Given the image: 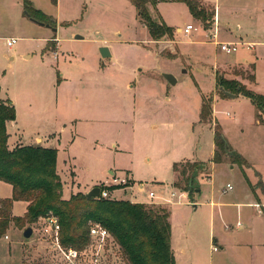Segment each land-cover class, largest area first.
Here are the masks:
<instances>
[{
    "label": "rangeland",
    "instance_id": "obj_1",
    "mask_svg": "<svg viewBox=\"0 0 264 264\" xmlns=\"http://www.w3.org/2000/svg\"><path fill=\"white\" fill-rule=\"evenodd\" d=\"M28 1L32 7L25 0H0V84L15 104V132H21L22 140L32 143L41 136L57 148L63 197L101 186L112 170L133 181L114 189L113 198L170 209L174 245L186 249L179 264H264V213L254 215L252 207L236 204L248 202V188L264 191V124L255 122L259 111L243 98L231 103L213 99L214 117L199 122L203 94L224 96L217 89V72L250 88L255 68L246 63L256 62L260 84L253 89L262 92L264 0H202L217 10L208 26L185 3L149 5L154 19L162 18L175 29L173 38L156 41L131 0ZM26 11L58 30L33 22ZM188 23L197 30L190 35L177 31ZM217 27L218 37L213 38ZM77 34L84 38L74 39ZM9 37L18 39L12 48ZM222 41L260 44L254 49L241 45L228 54L217 43ZM102 46H109L114 56L103 58ZM14 54L18 57L10 61L7 57ZM163 73L173 74L178 83L172 85ZM216 123L249 166L224 156L222 163L199 170L201 192L195 193L194 184L190 196L175 185L182 178L174 164L213 159ZM152 191L155 199L149 197ZM12 196V185L0 180V197ZM212 201L220 204L212 208ZM25 211V202L14 201L13 216ZM238 221L243 223L240 229ZM44 225L43 220L12 222L0 238V264H74L53 246ZM29 226L34 231L27 238ZM211 230L230 238L234 251L218 246L212 252ZM99 252L94 260L82 258L77 264H130L113 247Z\"/></svg>",
    "mask_w": 264,
    "mask_h": 264
},
{
    "label": "trees",
    "instance_id": "obj_2",
    "mask_svg": "<svg viewBox=\"0 0 264 264\" xmlns=\"http://www.w3.org/2000/svg\"><path fill=\"white\" fill-rule=\"evenodd\" d=\"M50 1L56 5L58 3V0ZM131 1L153 40L173 38L175 29L162 18L154 19L149 5L156 8L159 2L185 3L192 16L205 26L210 25L216 13L214 6L205 4L202 0ZM25 5L32 7L28 0H25ZM34 12L44 16L40 10L34 9ZM253 67L255 68L254 64ZM251 79L255 81L254 73ZM216 85L221 94L223 92L219 88L224 87L227 91L249 98L259 111V121L264 124V94L247 88L237 80L228 79L219 72L216 73ZM1 91L0 84V180L12 185L13 196L0 198V238L7 233L12 222L23 220L25 224H36L40 218L52 213L59 218L61 224V244L79 250L86 261L94 260L96 255L97 241L90 235V223L98 222L111 233L105 247H113L116 253L124 254L130 264H177L172 248L171 211L168 208L126 199L104 198L101 195L87 198L84 192H77L69 199H64L63 182L57 170V148L18 145L10 149L7 122L16 120L17 112L11 99L2 98ZM212 103L213 95L203 96L200 112L202 122L210 121L213 116ZM214 133L216 148L212 162H223L224 156H227L232 163L241 167L249 166L247 159L230 144L218 123L214 127ZM207 168L208 164L203 162L175 163L174 172L182 178L175 185L193 196V185L196 184L199 188V170ZM181 182L185 184L183 188ZM101 188L103 190V186ZM116 188L118 187H108L110 191ZM16 200L28 202L24 216L11 214Z\"/></svg>",
    "mask_w": 264,
    "mask_h": 264
},
{
    "label": "crops",
    "instance_id": "obj_3",
    "mask_svg": "<svg viewBox=\"0 0 264 264\" xmlns=\"http://www.w3.org/2000/svg\"><path fill=\"white\" fill-rule=\"evenodd\" d=\"M204 1V0H203ZM205 3V2H204ZM207 3H214V2H210V1H207ZM216 8V7H215ZM216 13H217V10H216ZM217 18V21L219 20V22H220V17L217 15L216 16ZM189 24H192V23H188L187 25H189ZM186 25V26H187ZM193 26H194V29H192L191 30V32L189 33V35L192 33V31H194V30H197V27L194 25V24H192ZM186 26L184 27V29L186 28ZM184 29H182V28H178L177 29V31H179V30H182V32H183V30ZM58 30V29H57ZM10 38V37H9ZM74 39H77V38H74ZM83 39V38H82ZM153 40V39H152ZM154 41V40H153ZM156 41V40H155ZM222 42H225V41H222ZM228 42V41H227ZM234 42V41H233ZM237 43H238V45H239V47L241 46V45H243V46H246L247 48H250V49H254L257 45H259L260 43L259 42H239V41H236ZM109 47V46H108ZM110 48V47H109ZM110 50H111V53H112V57L114 56V54H113V51H112V49L110 48ZM239 50V49H238ZM27 56H30L31 57V55L30 54H23V57L24 58H26ZM18 56L16 55V54H14V55H12V56H9V57H7L10 61H12L14 58H17ZM111 57V58H112ZM55 58L57 59L58 58V55H55ZM105 59H107V58H105ZM11 64V63H10ZM240 64V63H239ZM246 64H254V66H255V69H254V75H255V81L252 83V85L250 86V88L249 89H251V90H254L253 88H255L257 85H259L260 84V82H259V80H258V77H259V75H258V70H257V64H256V62H254V63H251V62H249V61H247V63ZM2 58H0V72L2 71ZM178 80V79H177ZM177 83H178V81H177ZM176 83V84H177ZM175 84V85H176ZM1 87H2V85H1ZM255 91V90H254ZM261 94H264V88L263 89H261ZM255 92H257V91H255ZM258 93H260V92H258ZM1 95H2V98H8V97H6L5 95H4V91H3V88H2V91H1ZM205 94H203V96H204ZM240 98H243V99H245V101H247L248 103H250L251 101H250V99L249 98H247V97H245V96H237L236 98H230V97H227V96H218L217 94H214L213 95V99L215 100H217V102L218 101H222V102H224V103H231V102H233V101H236V100H238V99H240ZM8 99H10V98H8ZM12 100V99H11ZM213 100V101H214ZM13 102V101H12ZM202 103H203V99H202V102H201V106H202ZM252 103V102H251ZM13 104H14V102H13ZM253 104V103H252ZM15 105V104H14ZM253 106H254V108L255 109H257L256 108V106L253 104ZM258 110V109H257ZM16 112H17V110H16ZM200 112H201V107H200ZM199 117H200V113H199ZM213 117H214V111H213ZM16 120H17V118H16ZM16 120H13V121H8L7 122V132H8V134H9V138H8V146H9V148L10 149H13V148H15L16 146H18V145H20V146H22V145H41V146H44V147H51V146H49L47 143H46V141H45V139L43 138V137H41V136H37L36 137V140H35V142H32V143H25L23 140H22V137L20 136V133L21 132H19V131H16L15 132V130H17L16 129V127H17V124H16ZM199 122H201V123H203V124H205V123H207V122H202L201 121V119H199ZM209 122V121H208ZM255 122L257 123V124H262L260 121H259V119L258 118H256V120H255ZM217 124V123H216ZM264 126V125H263ZM214 128V127H213ZM223 128V127H222ZM223 131H224V129H223ZM224 133H225V135H226V132L224 131ZM13 134H15L16 135V138H14V135ZM226 137H227V135H226ZM228 138V137H227ZM53 148V147H52ZM215 144L213 145V152H212V155L214 154V152H215ZM185 161H189V160H185ZM196 162H203V163H207L208 164V166L210 167V165H211V163H215V162H212V159H210L209 160V162H206V161H203V160H195ZM195 161H192V162H195ZM183 162V161H182ZM220 163H222V162H220ZM58 170V169H57ZM203 170H205V169H203ZM58 173H59V171H58ZM109 174H110V176H112V175H114L115 173H114V171H109ZM176 174V173H175ZM176 176H177V174H176ZM198 178H199V175H198ZM111 180V178L109 177V178H107L106 179V181H110ZM130 180H131V178H130ZM199 180V179H198ZM249 180H250V178H249ZM132 181V180H131ZM251 181V180H250ZM132 183H133V181H132ZM198 186H199V184H198ZM139 188L140 189H143L144 188V184L143 183H141L140 185H139ZM252 188V187H251ZM198 189H200V190H198ZM233 189V188H232ZM259 189H260V187H256V188H252V190L250 189L249 190V188H248V192H247V198H248V202L247 203H236L237 205H238V207L239 206H245V205H247V206H250V207H252L253 208V211H254V215L258 212L259 214L258 215H261L262 213H264V191L262 192V194L259 192ZM90 189H85V190H78V191H76V193L77 192H84V193H86V192H88ZM229 190H231V189H229ZM254 190V191H253ZM200 193L201 192V188H200V186H199V188H197V190H196V192L195 193ZM75 192H73L72 194H76ZM112 194H115V192L113 191H111V195ZM150 197V196H149ZM157 197V195L155 196V198ZM0 198H9V197H0ZM64 198V197H63ZM154 198V199H155ZM64 199H67V198H64ZM116 199H118V198H116ZM119 199H125V198H119ZM126 200H130V201H132V202H137V201H134L132 198H129V199H126ZM23 202H25V201H23ZM218 202H211V205H212V208H213V206L214 207H216V204H217ZM25 204H26V211H27V206H28V202H25ZM151 204V203H150ZM154 204V203H153ZM218 204H220V203H218ZM256 204H259L260 206L259 207H257V206H255ZM170 210V209H169ZM12 211H13V207H12ZM25 211V212H26ZM15 216V215H14ZM212 216H213V212H212ZM170 220H171V223H172V213H171V217H170ZM239 222H241L242 223V221H239ZM243 227V223H242V225L240 226V227H237L236 226V229H240V228H242ZM251 233H253V231H251ZM213 239V240H212ZM212 241L213 242H216L218 245L217 246H214V247H217V250H215L214 249V247L212 246L213 245V243H212ZM218 246H220L221 247V250L222 251H226L227 249L228 250H230V251H234V247H235V245L233 244V243H230V238H225V239H223V235L222 234H220L219 232H217V234H216V231L215 230H211V251L212 252H218L219 250H220V248L218 247ZM172 248H173V251H174V256H175V259H176V262H177V264H179L178 262H179V255L180 256H182V255H184L185 253H186V249H180V248H177L175 245H174V242H173V223H172ZM213 248V249H212Z\"/></svg>",
    "mask_w": 264,
    "mask_h": 264
},
{
    "label": "built area",
    "instance_id": "obj_4",
    "mask_svg": "<svg viewBox=\"0 0 264 264\" xmlns=\"http://www.w3.org/2000/svg\"><path fill=\"white\" fill-rule=\"evenodd\" d=\"M194 29V26L192 24H189L186 26V28L183 30V32L186 35H189L191 30ZM182 31V30H181ZM213 38L218 37V27L216 28L215 32L211 35ZM18 39L15 37H10L7 39V45L9 48H12L16 43ZM221 46V50L231 54L235 53L239 49V45L237 42H217ZM131 185L130 177H119L116 174L112 175L110 181H105L99 186L100 188L103 186V190L101 188L100 195L104 198H113L111 195V191L108 189L110 186L115 187H121V186H129ZM228 189H232L233 186L231 184H228ZM176 193L173 192L172 196H175ZM150 198H155L156 194L154 191L149 193ZM257 207H259V204H256ZM40 220L44 221V232L48 235H50L53 238V246L59 250V252L63 255L64 259L67 260L70 263L77 264L80 260H82V254L79 250L72 248V247H64L61 244L60 241V231H61V224L59 221V218L54 214H49L46 217L40 218ZM39 220V221H40ZM38 221V222H39ZM242 225L241 222H237L236 226L240 227ZM228 229V226L226 227ZM90 235L96 239V255H99L100 249H103L105 247L107 241L111 237L110 231L104 227L102 224L98 222H91L90 223ZM99 249V251H98ZM215 250H217V247H214ZM98 251V252H97Z\"/></svg>",
    "mask_w": 264,
    "mask_h": 264
},
{
    "label": "water",
    "instance_id": "obj_5",
    "mask_svg": "<svg viewBox=\"0 0 264 264\" xmlns=\"http://www.w3.org/2000/svg\"><path fill=\"white\" fill-rule=\"evenodd\" d=\"M25 14H26V15H27V16H28L33 22H35V23H37V24H39V25H41V26H46V27H48V28H51V29H53L54 31H57V28H53V27L51 26V24L46 23V22H43V21H39V20H37V19L31 17V15H30L29 12L26 11ZM75 38H77V39H82V38H84V37H83L82 35L77 34V35L75 36ZM100 53H101V55H102L103 58H111V57H112L111 50H110V48H109L108 46H102V47H100ZM163 76H164V78H165L168 82H170L172 85H175V84L177 83V81H178L177 78H176L173 74H171V73H163ZM219 89H220V91L223 92V94H224L225 96L230 97V98H236L237 96H244V95H242V94L237 95V94H235V93H232V92H230V91H227V90H225L224 87H220ZM197 182H198V184H199V180H198V178H197ZM198 190H200V189H198ZM100 192H101V188H100L99 186H95V187L91 188L88 192H86L85 194H86V197H87V198H91V197H95V198H97V197L100 196ZM33 231H34V230H33V228H32L31 226L27 227V228L25 229V231H24V236L27 237V238H29L30 236H32Z\"/></svg>",
    "mask_w": 264,
    "mask_h": 264
}]
</instances>
